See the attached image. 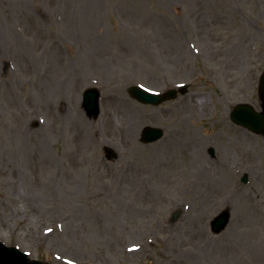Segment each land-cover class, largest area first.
Masks as SVG:
<instances>
[{
	"label": "rangeland",
	"instance_id": "1",
	"mask_svg": "<svg viewBox=\"0 0 264 264\" xmlns=\"http://www.w3.org/2000/svg\"><path fill=\"white\" fill-rule=\"evenodd\" d=\"M263 70L264 0H0V240L48 264H264V136L230 120L261 109Z\"/></svg>",
	"mask_w": 264,
	"mask_h": 264
},
{
	"label": "water",
	"instance_id": "2",
	"mask_svg": "<svg viewBox=\"0 0 264 264\" xmlns=\"http://www.w3.org/2000/svg\"><path fill=\"white\" fill-rule=\"evenodd\" d=\"M130 94L137 98L139 101L158 105L165 100H169L175 97L174 92H169L166 97L159 96L156 94H150L146 91L140 90L138 88H130ZM260 97L262 101V109L263 111L258 113L256 112L250 105H238L235 107L231 114L232 120L248 129L252 130L258 134H264V74L260 81ZM99 98L100 94L97 89H90L86 91L84 95V109L87 112L89 118L95 117L97 118L100 109H99ZM163 136V132L160 129L156 128H146L143 132V141L146 143L154 142L160 139ZM213 153V151H212ZM108 157L113 159L116 157V154L113 149L109 148L107 150ZM243 181H247V177L243 179ZM177 216L174 217L176 219ZM230 221V213L229 210H226L223 214L218 216L212 222V230L214 233L222 232ZM0 264H46L43 262L30 260L28 255L19 251L17 248H9L6 247L2 242H0Z\"/></svg>",
	"mask_w": 264,
	"mask_h": 264
},
{
	"label": "bare ground",
	"instance_id": "3",
	"mask_svg": "<svg viewBox=\"0 0 264 264\" xmlns=\"http://www.w3.org/2000/svg\"><path fill=\"white\" fill-rule=\"evenodd\" d=\"M192 105V103L190 104V105H188V106H191ZM131 116L132 117H134L135 118V115H134V112L132 111L131 112ZM135 122H133L131 125H130V129H129V138L131 137V136H134V130H135ZM83 127H84V124H83ZM86 127V126H85ZM88 129V128H87ZM32 137V134H31V132H29V131H27V130H23V132H22V134H20V139H19V141H18V149H24L25 148V143H26V140L27 139H30ZM228 160V159H227ZM227 160L226 159H223V161H222V165H221V167H223V169H222V172L224 173V174H229V173H227V164H228V162H227Z\"/></svg>",
	"mask_w": 264,
	"mask_h": 264
}]
</instances>
